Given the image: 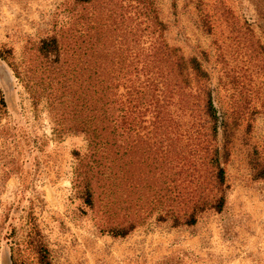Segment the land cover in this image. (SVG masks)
<instances>
[{"label": "rangeland", "instance_id": "rangeland-1", "mask_svg": "<svg viewBox=\"0 0 264 264\" xmlns=\"http://www.w3.org/2000/svg\"><path fill=\"white\" fill-rule=\"evenodd\" d=\"M0 95V264H264V0H0Z\"/></svg>", "mask_w": 264, "mask_h": 264}, {"label": "trees", "instance_id": "trees-1", "mask_svg": "<svg viewBox=\"0 0 264 264\" xmlns=\"http://www.w3.org/2000/svg\"><path fill=\"white\" fill-rule=\"evenodd\" d=\"M82 3H89L92 0H78ZM41 52L44 56H49L50 50H55V54H58L59 48L57 47V42L54 40H47L43 41L41 48ZM191 63H193V73H195V76L197 78L202 79L205 76V71L200 67V65L196 62V60L192 59ZM94 96H95V103L93 107V113L95 114V122L93 123L94 129H93V140L90 142L89 145H91L94 148V154H97L101 152L104 147L107 145V143L103 140H101L100 132L104 131L107 128V123L110 122H116V120L112 121V115L109 116L110 113V87L107 84V78L106 73H98L96 76L95 86H94ZM0 106L5 107V101L0 95ZM205 112L207 117L211 119V121H216V110L212 104V101L210 98L207 99L206 106H205ZM109 116V117H108ZM83 123V122H82ZM116 125V123L114 124ZM85 132V131H84ZM81 160V159H80ZM96 161H91V163H96V165L99 167L101 166ZM86 174V173H85ZM264 174V173H262ZM76 176L80 177L81 180L79 185L81 186V196L84 200V203L88 206H92L93 202V191H92V178L82 176V173L80 170L76 172ZM215 178L217 180V184L219 187H222L225 185V172L222 168L218 166L217 172L215 174ZM224 207V197L223 195H220L215 199L213 203H210L209 208L213 209L216 212H221ZM194 211V210H193ZM187 216L186 219L183 221L179 218V216L175 215L173 217V226H179V225H186V226H193L197 222L196 212H193ZM135 228V225L133 223H129L128 225L112 229L111 233L115 237H125L127 236L133 229ZM30 246L32 247L34 253L37 257V263L38 264H51L50 262V256L49 251L47 247L42 243L41 241H38L37 243H30ZM12 260L15 262V260L12 257Z\"/></svg>", "mask_w": 264, "mask_h": 264}]
</instances>
